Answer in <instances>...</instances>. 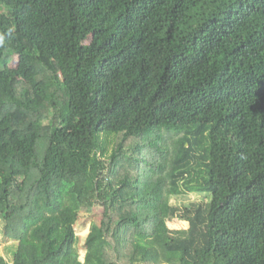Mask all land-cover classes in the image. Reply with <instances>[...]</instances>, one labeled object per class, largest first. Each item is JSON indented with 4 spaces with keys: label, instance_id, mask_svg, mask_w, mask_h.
<instances>
[{
    "label": "trees",
    "instance_id": "obj_1",
    "mask_svg": "<svg viewBox=\"0 0 264 264\" xmlns=\"http://www.w3.org/2000/svg\"><path fill=\"white\" fill-rule=\"evenodd\" d=\"M0 37V264H264V0H0Z\"/></svg>",
    "mask_w": 264,
    "mask_h": 264
},
{
    "label": "rangeland",
    "instance_id": "obj_2",
    "mask_svg": "<svg viewBox=\"0 0 264 264\" xmlns=\"http://www.w3.org/2000/svg\"><path fill=\"white\" fill-rule=\"evenodd\" d=\"M109 149H112V144L110 145ZM211 199V194L209 193H204L200 191H195V192H187L184 194H181L179 196H174L172 197V204L174 205H179V206H184L190 202H208ZM100 208V207H99ZM95 208V209H99ZM100 213L101 209L98 210V212H94L93 210L86 211L85 216L81 217L79 223H77V226L75 227L76 233L78 236L77 239V247H78V252L81 255V259H85L86 255V250L87 248L85 247V241L86 237L89 234L91 230L92 224H97L100 220ZM169 226L173 229H186L189 226V223L187 221L183 220H173L170 221ZM2 227L3 224L0 223V255H4L8 259H10V247L12 248L13 244L10 241H5L3 236H2Z\"/></svg>",
    "mask_w": 264,
    "mask_h": 264
},
{
    "label": "clouds",
    "instance_id": "obj_3",
    "mask_svg": "<svg viewBox=\"0 0 264 264\" xmlns=\"http://www.w3.org/2000/svg\"><path fill=\"white\" fill-rule=\"evenodd\" d=\"M3 37H0V41H2Z\"/></svg>",
    "mask_w": 264,
    "mask_h": 264
}]
</instances>
